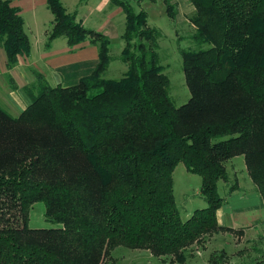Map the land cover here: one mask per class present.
<instances>
[{
	"label": "trees",
	"instance_id": "trees-1",
	"mask_svg": "<svg viewBox=\"0 0 264 264\" xmlns=\"http://www.w3.org/2000/svg\"><path fill=\"white\" fill-rule=\"evenodd\" d=\"M111 1L124 7L123 37L145 39L123 76L101 73L110 44L102 36L93 40L97 67L77 84L54 85L34 70L19 115L0 103V264H103L120 245L183 259L203 233L222 229L218 184L229 182L226 162L239 156L264 208V0H190L195 30L182 50L190 96L180 105L159 57L162 33L141 30L145 10ZM164 1L174 18L176 3ZM49 7L62 20L51 38L86 39L61 0ZM0 41L9 68L31 49L10 0H0ZM181 162L202 176L208 204L189 218L174 197ZM38 201L54 227L29 226ZM254 251L264 258V248ZM217 253L211 260L223 264L226 252ZM260 256L252 264H262Z\"/></svg>",
	"mask_w": 264,
	"mask_h": 264
},
{
	"label": "rangeland",
	"instance_id": "rangeland-1",
	"mask_svg": "<svg viewBox=\"0 0 264 264\" xmlns=\"http://www.w3.org/2000/svg\"><path fill=\"white\" fill-rule=\"evenodd\" d=\"M125 2L132 5L131 7L134 9V13L144 10L147 12L146 26L142 25L141 30L156 28L162 33L161 36H156L160 46L158 50L159 57L161 58V63L166 66L165 73L171 79L173 96H175L179 105L184 103L182 101L188 99L190 90L183 71L182 50L192 45L190 37L195 27L191 23L190 16L195 10L194 6L190 0H173L172 2L176 3L178 11L176 16L171 18L167 13L164 0H125ZM74 3L75 0L73 2L71 0L72 7H74ZM78 5L76 7H79V9H83L86 6V8H93L89 11L90 17H88L87 25L90 28L95 27L94 29H88L83 26L84 29H81L79 34L85 36L86 39H90L92 43H94V39L100 40L102 36H106V38L108 36V42L110 40L106 54L108 57V67L104 71H101V73L107 78H120L128 71L131 64V57L139 49L140 44L145 42V39L133 37L128 42L123 37L125 35L127 21L124 7L119 3H112L110 0L109 5L103 7L102 11L98 10L100 5H103L102 0H89L88 3L82 6L81 4ZM69 16L72 21L78 24V16L76 17L72 12H69ZM109 16V22H107L105 27L99 25V23H103L105 17ZM61 22V19H54V26H58ZM99 26L103 29H98ZM53 29L50 30V35ZM29 34L30 32L27 35L29 36ZM23 54L21 53L19 55L21 56ZM6 110L12 114L7 108ZM226 167L230 177L229 182L226 184L224 181H219L218 184L219 193L224 198L223 201H226L232 192L230 186L233 184L238 189L237 195L243 196L244 194L257 193L254 189L256 185L252 181L243 156L235 157L233 160L227 161ZM201 185L202 176L200 174L189 171L182 162L177 165L173 173V189L176 205L183 218H189L196 209H201L208 205L201 193ZM45 212L46 206L43 201L34 203L30 210L29 226L35 229L54 227L55 225L46 219ZM251 232L256 234L254 231H248L245 235V233L239 234L238 232L234 233L229 230L203 233L198 242L196 241L187 248L183 259L178 258L180 255L174 256V254H167L165 256H157L146 249H134L120 245L105 258L103 264H211V253L215 254L219 252L223 244L228 246V253H226L225 261L223 258H220L218 263H222L223 261V264H245L249 261L254 263V259L261 255L258 263L263 261L262 264H264L262 254L257 251L258 248H264V236L259 239L261 242L258 240L254 242L256 238ZM239 243L240 248L243 247V250H249L248 252L250 253L248 254L250 256L243 258L234 257L235 253L232 254L231 252L236 250V245ZM255 247L257 252L254 251Z\"/></svg>",
	"mask_w": 264,
	"mask_h": 264
},
{
	"label": "crops",
	"instance_id": "crops-1",
	"mask_svg": "<svg viewBox=\"0 0 264 264\" xmlns=\"http://www.w3.org/2000/svg\"><path fill=\"white\" fill-rule=\"evenodd\" d=\"M10 1L12 6L19 9V13L24 19L25 30L27 34L30 32L29 39L31 42L29 53L19 55L18 63L9 68L7 66V51L4 43L0 41V103L17 116L29 103L24 87L35 80L34 70L42 73L54 85L61 83L64 86H70L77 84L83 77L95 70L100 55L98 46L92 43L90 39L73 45L66 35L49 38L50 30L55 27V14L49 7V0ZM109 1L102 0L103 5H100L98 10L102 11L103 7L109 5ZM61 2L68 12H74L76 17L78 16L77 21L82 23L84 27L95 28H90L87 25L88 17H90L89 11L93 8H86V6L79 9L76 7L78 4L82 6L88 3L89 0L84 2L83 0H75L74 7L71 5V0H61ZM109 19L110 16L105 17L103 23H99V25L105 27ZM100 28L102 27L99 26L98 29ZM237 191L238 189L232 190L227 200L223 201L217 210L218 225L221 226V230H229L239 234L245 233L246 235L248 231H254L256 234L251 232L256 238L254 242L259 241L264 236L262 198L258 192L242 196L237 195ZM257 237L259 238L257 239ZM225 245L223 244L219 252L228 253V246ZM239 245L240 243L236 245V252H231L232 254L235 253L234 257L250 256L249 250H243V247L240 248ZM212 254L210 255V263L217 264L211 260ZM245 264H252V262L249 261Z\"/></svg>",
	"mask_w": 264,
	"mask_h": 264
}]
</instances>
